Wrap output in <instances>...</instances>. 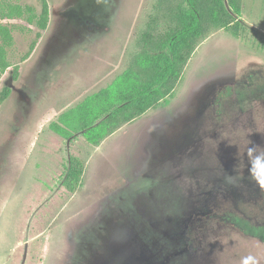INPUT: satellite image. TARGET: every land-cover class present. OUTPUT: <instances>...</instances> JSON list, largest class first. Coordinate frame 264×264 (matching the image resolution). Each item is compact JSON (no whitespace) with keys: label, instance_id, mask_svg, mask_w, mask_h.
Here are the masks:
<instances>
[{"label":"rangeland","instance_id":"obj_1","mask_svg":"<svg viewBox=\"0 0 264 264\" xmlns=\"http://www.w3.org/2000/svg\"><path fill=\"white\" fill-rule=\"evenodd\" d=\"M193 1L174 93L93 143L71 110L126 76L120 100L154 81ZM48 2L31 56L36 25L14 32L0 76V264H264L231 219L264 225V0ZM223 81L244 95L213 108Z\"/></svg>","mask_w":264,"mask_h":264},{"label":"trees","instance_id":"obj_2","mask_svg":"<svg viewBox=\"0 0 264 264\" xmlns=\"http://www.w3.org/2000/svg\"><path fill=\"white\" fill-rule=\"evenodd\" d=\"M41 1L42 9L38 12L37 8L26 0H0V76L12 66L11 51L16 44L14 32L32 29L35 25L40 29L30 51L22 57L23 60H27L36 48L41 32L47 29L51 15L50 5L48 0ZM199 21L196 2L193 1L192 17L183 30L169 35L170 48L163 55L157 78L145 85L131 81L132 87L129 90L125 89L127 94H124L121 100L117 91L125 88L124 79L127 80L129 76L124 77L122 81H116L108 89L90 95L71 110L72 124L75 123L78 129L85 131L86 137L93 143H99L107 135L136 120L149 109L158 107L163 100H167V97L174 93L189 60L191 54L189 51L198 32ZM23 22L26 24H22ZM19 69V65L14 67L15 78L19 75ZM118 83L121 85L120 88L117 87ZM111 90L114 91L110 94ZM10 93L11 88L7 86L0 90V106ZM97 106H104L107 109L103 116L95 109ZM231 219L244 233L264 241V225H254L239 214L232 216Z\"/></svg>","mask_w":264,"mask_h":264},{"label":"flooded vegetation","instance_id":"obj_3","mask_svg":"<svg viewBox=\"0 0 264 264\" xmlns=\"http://www.w3.org/2000/svg\"><path fill=\"white\" fill-rule=\"evenodd\" d=\"M250 84V82H248ZM235 82L233 81H223V82H218V83H213L210 91L211 95V101L209 106H212L213 108L216 107L217 105L222 104L224 98L229 97V100L234 101L238 96L244 95L243 90H238L236 91L235 94H237V97H234V91L233 86ZM264 93V87L263 91ZM231 97V99H230ZM228 100V101H229ZM207 104L204 105V108L201 110V114L205 112L209 108ZM255 237V236H254Z\"/></svg>","mask_w":264,"mask_h":264}]
</instances>
